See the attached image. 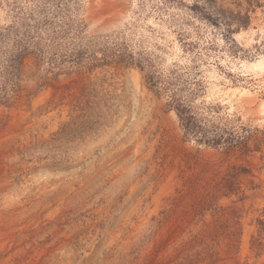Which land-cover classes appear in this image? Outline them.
I'll return each instance as SVG.
<instances>
[{
    "label": "rangeland",
    "instance_id": "1",
    "mask_svg": "<svg viewBox=\"0 0 264 264\" xmlns=\"http://www.w3.org/2000/svg\"><path fill=\"white\" fill-rule=\"evenodd\" d=\"M46 18L81 60L40 39L0 102V264H264V145L199 144L137 66L88 57L126 44L263 136L264 0H0V50Z\"/></svg>",
    "mask_w": 264,
    "mask_h": 264
},
{
    "label": "trees",
    "instance_id": "2",
    "mask_svg": "<svg viewBox=\"0 0 264 264\" xmlns=\"http://www.w3.org/2000/svg\"><path fill=\"white\" fill-rule=\"evenodd\" d=\"M54 25L49 19L34 24L25 23V28L15 29L11 37V47L0 50V102L7 103L13 95L18 92V82L20 80V67L29 48L38 45L40 39L46 48H37L40 56L47 57L49 62L60 66L64 62L76 65L81 60L79 53L67 54L58 50L64 39L72 31V23L61 21L53 27L44 25ZM44 27L45 36L40 38L41 29ZM79 24L75 26L76 32L80 31ZM1 35V34H0ZM1 38V37H0ZM37 39V40H36ZM35 47V46H34ZM38 47V46H37ZM126 44H113L105 47L100 57L88 56L92 61L122 63L125 65L134 64L143 73L146 84L151 90L167 99V106L173 109L183 130L184 136L193 138L197 143L215 148H224L226 151L241 149L249 150V142L255 139L254 147L258 149L264 145V135L257 136L258 130L239 131L235 127H228L220 118L212 115L198 114L191 104V98L196 94L195 89H191L192 77L185 76L184 72L173 68L166 74L160 72L147 58L135 57V53L128 50ZM198 82V81H193ZM212 109V107H210Z\"/></svg>",
    "mask_w": 264,
    "mask_h": 264
},
{
    "label": "bare ground",
    "instance_id": "3",
    "mask_svg": "<svg viewBox=\"0 0 264 264\" xmlns=\"http://www.w3.org/2000/svg\"><path fill=\"white\" fill-rule=\"evenodd\" d=\"M263 68H264V66H263Z\"/></svg>",
    "mask_w": 264,
    "mask_h": 264
}]
</instances>
